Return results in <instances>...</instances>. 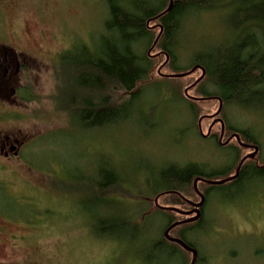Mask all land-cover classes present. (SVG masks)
<instances>
[{"label": "rangeland", "instance_id": "rangeland-1", "mask_svg": "<svg viewBox=\"0 0 264 264\" xmlns=\"http://www.w3.org/2000/svg\"><path fill=\"white\" fill-rule=\"evenodd\" d=\"M229 2L185 21L175 55L165 64L164 51L155 46L148 52L150 46H143L151 67L136 86L142 93L131 116L87 128L79 124L75 104L60 99V93L68 97L70 91L80 99L74 72L69 64L62 70L60 57L76 45H99L105 1L0 0V47L29 69L0 92V131L24 142L20 157H0V264H189L191 254L170 242H163L167 249L155 247L168 225L165 215L182 217L159 212L154 206L157 193H150L149 186L160 184L157 174L170 164L198 163L205 171L231 175L250 149L234 140L217 148L219 124L212 129L214 142L200 135L198 119L219 105L207 76L188 93L210 99L193 101L184 89L200 70L170 78L158 69L163 64L162 74L177 73L174 64L184 72L198 51L239 44L245 37L239 38L242 28L264 24L263 7ZM152 30L157 36L158 25ZM256 37L262 39L260 33ZM19 85L26 86L21 100L9 92ZM111 95L117 102L128 96L121 90ZM221 116L228 129L255 139L258 153L245 163L264 165V103L223 104ZM211 122L201 120L203 134ZM109 170L117 173L119 184L95 198ZM220 186L198 184L207 192L202 220L181 225L172 235L186 237L197 252L196 264H264V180L250 179L239 188ZM182 194L198 200L192 182ZM178 201L173 195L158 199L165 206L179 207ZM124 217L131 226L123 225ZM103 220L105 236L95 230Z\"/></svg>", "mask_w": 264, "mask_h": 264}, {"label": "trees", "instance_id": "trees-1", "mask_svg": "<svg viewBox=\"0 0 264 264\" xmlns=\"http://www.w3.org/2000/svg\"><path fill=\"white\" fill-rule=\"evenodd\" d=\"M104 1L107 16L99 45L93 49L85 45H76L60 57L62 70L66 68L65 64H69L68 66L73 70L76 94L80 97L79 100H75V95L70 91L68 97H65V93H60V99L62 97L68 99L69 106L75 104L79 112V124L87 128L103 127L106 124L109 126L116 120H126L131 116L135 102L139 100L142 93V90L137 89L136 86L147 78L151 67L149 55L143 53L142 47L150 46L151 48L156 38L153 27L158 25L159 31L160 27L162 28L155 46L168 56L174 57L179 43L178 36L185 21L201 12L210 11L219 6L227 7L230 3L229 0H173L171 10L159 16L168 7L169 0ZM241 2L243 8L250 6L254 10L255 8L260 10L263 7L262 18L264 19V0H241ZM151 23H154V26ZM257 33L261 34L260 41L256 37ZM242 35L245 37L239 40V44H223L198 51L191 58V66L181 70L186 71L196 64L201 65L205 69V76L216 88L215 95L223 104L233 103L242 107L253 105V103L263 104L264 51L261 47L264 44V24L252 23L241 29L239 38ZM172 69L174 72L180 70L174 64ZM113 90L124 91L128 96L125 100L117 102L112 98ZM201 95L208 94L203 92ZM62 107L68 110L66 105ZM245 135L244 142H255L254 138L249 137L248 134ZM216 147L223 149L217 143ZM200 165L202 164L188 163L184 166L170 164L162 168L157 174L160 184L154 187L149 186V192L158 194L176 190L183 193L185 187L190 185L197 176L209 179L229 176L223 170L205 171ZM104 175V181L97 184L95 189L98 193L93 194L98 199L101 196L104 197L101 193L119 184L118 175L114 170H109ZM250 179L264 180V165L258 167L244 163L238 177L227 188H239ZM223 187L218 186V188ZM230 192L232 194V191ZM165 217L167 224L175 222L170 217L168 219L167 215ZM122 223L132 225V221L126 217L122 219ZM105 225L104 220L96 224V232L107 235ZM133 227L138 226L133 225ZM180 236L184 242L192 246L182 233ZM163 238L154 244L155 247L167 249L163 243L167 240ZM170 244L182 249L177 244L171 242Z\"/></svg>", "mask_w": 264, "mask_h": 264}, {"label": "water", "instance_id": "water-1", "mask_svg": "<svg viewBox=\"0 0 264 264\" xmlns=\"http://www.w3.org/2000/svg\"><path fill=\"white\" fill-rule=\"evenodd\" d=\"M172 5H173V0H169V4H168V7L161 13L159 14V16L169 12L172 8ZM158 16V17H159ZM162 32V28L160 27V31L158 33V35L156 36L151 48L149 49L148 52H150L151 49H153L160 37V34ZM164 55H165V61L163 64H165L167 61H168V54L164 52ZM163 64L160 66V68L158 69V73L164 77H170V78H181V77H186V76H189L190 74H192L193 72H195L196 70H200V75L199 77L194 80L189 86H187L185 89H184V95L188 98V99H191L193 101H200V100H205V99H210L208 97H203V98H198V97H194V96H191L189 95L188 91L190 89H192L193 87H195L205 76V69L199 65V64H196L194 65L193 67H191L190 69L184 71V72H177V73H170V74H162L160 72V69L162 68ZM218 102H219V105H218V108L217 110L213 113V114H210V115H205V116H201L199 119H198V126H199V132H200V135L202 137H207L210 133V129L207 130V133L206 134H203L202 131H201V128H200V122L202 119L204 118H214V120L212 121V123L210 125H213L214 123L216 122H219L221 124V128H220V135H219V141L222 145L224 144H227L232 138H235V140L237 141V143L244 147V148H249V149H252L251 152L245 154L244 156L241 157V159L238 161L236 167H235V170H234V173L229 175V176H226V177H223V178H216V179H208V178H204V177H201V176H197L196 178H194V180L192 181V185H193V188H194V191L195 193L200 197V200L198 202H192V201H189L187 199H184L186 200V202H188L190 205H192L194 207L193 210L191 211H182V210H179L178 208L176 207H173V206H161L158 204V197L162 194H158L155 198H154V205L155 207H157L158 209H161V210H164V211H170V212H174V213H178V214H181V215H190L191 213H195L194 216H191V217H187L183 220H179V221H175L171 224H169L163 231V237L165 240L169 241V242H172L174 244H177L178 246H180L183 250L191 253V259H190V262L189 264H196V261H197V252L196 250L188 245L186 242H184L182 239L180 238H177V237H173L170 235V231L175 228L176 226H179V225H183V224H188V223H192L194 221H197L200 217V212H199V208L202 206V204L204 203V196L202 193H200V191L198 190V187H197V184L198 182H202V183H205V184H208V185H212V186H219V185H223L225 183H228V182H231L233 180H235L238 175H239V172H240V169L243 165V163L247 160V159H252L254 158L257 153H258V146L256 144H246V143H243L241 140H240V136L238 133H234L232 134L225 142H222V136H223V133H224V126H223V122L220 118H218L217 116L220 114L221 112V109H222V101L220 98H218Z\"/></svg>", "mask_w": 264, "mask_h": 264}, {"label": "flooded vegetation", "instance_id": "flooded-vegetation-1", "mask_svg": "<svg viewBox=\"0 0 264 264\" xmlns=\"http://www.w3.org/2000/svg\"><path fill=\"white\" fill-rule=\"evenodd\" d=\"M29 69L26 67L25 64L21 63L18 59L17 56H15L14 54L12 53H9L7 50H4L3 48L0 47V92L3 93L4 91H6L9 87V84L12 83V80L14 77H17L18 75L21 74V72H27ZM22 75V74H21ZM206 75V73H205ZM205 77V76H204ZM26 87V86H25ZM25 87L24 85H19L17 86L16 88H11L9 90L10 92V96L11 97H18L19 100H21V93L23 94L25 92ZM219 97H216V99L218 100ZM222 106H223V102H222ZM221 112H222V109H221ZM221 112L220 114L217 116L218 118H220L223 122V126H224V133H223V136H222V142H225L232 134L234 133H238L239 136H240V140L243 142V143H246V144H254V142H244V139L245 137L243 136V134H241L240 132L238 131H235V130H230L228 129L229 127L226 125V121L225 119L221 116ZM211 120L213 121L214 118H211ZM212 123V122H211ZM216 124H219V128H221V124L219 122H216L214 123L213 125H210L208 129H210V133L207 137H212L213 134H212V129L213 127L216 125ZM3 131H0V157H3V158H7V159H11L13 157H20L21 156V151H22V148H23V145H24V142L23 140H20V139H17L16 137H12L11 134H6L5 132ZM227 132H230L229 135L226 137L225 140H223L224 136L226 135ZM220 135V133H219ZM206 138V137H205ZM234 140L236 142V144L238 146H240L237 141L235 140V138H232L227 144H224L222 145L219 141V137L217 138L216 140V143L220 146V147H225L227 145L230 144V142ZM215 141V138L213 140V142ZM241 148H244L242 146H240ZM244 149H248L249 148H244ZM252 149H250V152H251ZM249 153V152H248ZM247 154V153H246ZM245 163V162H244ZM243 163V164H244ZM202 177V176H201ZM205 178V177H204ZM209 179V178H208ZM234 181V180H233ZM231 181V182H233ZM231 182H228L229 184ZM199 183H202V182H198ZM198 184H197V187H198ZM205 184V183H204ZM226 184V183H225ZM208 185V184H207ZM220 186V185H219ZM194 190V188H193ZM198 190L200 191V193L203 194L204 196V203L202 204V206L199 208V212H200V217L197 221H194L192 223H199L202 218H203V212H204V207H205V204H206V201H207V192L205 191H201L199 188ZM195 193V191H194ZM158 194H162L158 197V199L164 195H173L175 196L179 201H178V204H179V207L178 206H173V207H176L178 208L179 210H182V211H191L194 209V207L192 205H190L188 202H186V200L184 199H187L189 201H192V202H198L200 200V197L196 194V196L198 197V200H191L187 197H185L181 192L179 191H176V190H169V191H163V192H160ZM157 194V195H158ZM159 204V203H158ZM160 205V204H159ZM155 206V205H154ZM161 206H165V205H161ZM172 206V205H171ZM157 210L161 211L162 213H174V212H170V211H164V210H161V209H158L157 207H155ZM178 216H181L182 218H179L175 221H179V220H183L187 217H191V216H194L195 213H191L190 215H181V214H178V213H174ZM189 224V223H188ZM169 225V224H168ZM167 225V226H168ZM185 225V224H183ZM166 226V227H167ZM181 226V225H179ZM179 226H176L175 228L179 227ZM173 228L171 231H170V235L173 236V237H177V238H180L181 239V236L180 234H177V235H172L173 234V230L175 229ZM169 242V241H168ZM172 243V242H171ZM193 247V246H192ZM185 251V250H184ZM186 253H189L187 251H185ZM191 254V253H189Z\"/></svg>", "mask_w": 264, "mask_h": 264}]
</instances>
